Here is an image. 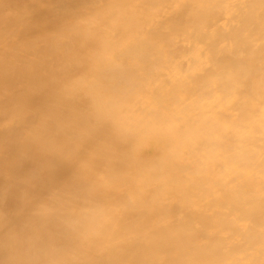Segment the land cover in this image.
<instances>
[{
    "label": "clouds",
    "instance_id": "9594fccd",
    "mask_svg": "<svg viewBox=\"0 0 264 264\" xmlns=\"http://www.w3.org/2000/svg\"><path fill=\"white\" fill-rule=\"evenodd\" d=\"M0 264H264V0H0Z\"/></svg>",
    "mask_w": 264,
    "mask_h": 264
}]
</instances>
